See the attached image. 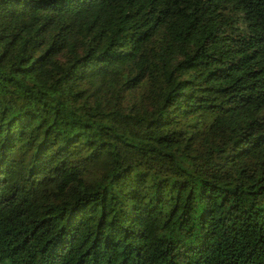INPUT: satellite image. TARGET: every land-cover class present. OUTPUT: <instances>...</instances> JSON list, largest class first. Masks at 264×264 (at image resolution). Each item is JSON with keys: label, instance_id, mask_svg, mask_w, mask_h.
I'll return each instance as SVG.
<instances>
[{"label": "trees", "instance_id": "trees-1", "mask_svg": "<svg viewBox=\"0 0 264 264\" xmlns=\"http://www.w3.org/2000/svg\"><path fill=\"white\" fill-rule=\"evenodd\" d=\"M0 264H264V0H0Z\"/></svg>", "mask_w": 264, "mask_h": 264}]
</instances>
